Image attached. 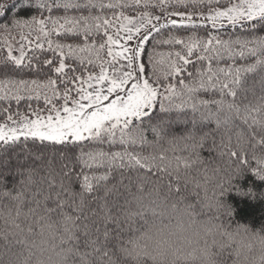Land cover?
<instances>
[{"label":"snow or ice","instance_id":"6c2138e0","mask_svg":"<svg viewBox=\"0 0 264 264\" xmlns=\"http://www.w3.org/2000/svg\"><path fill=\"white\" fill-rule=\"evenodd\" d=\"M248 171L264 180V0L0 3L5 261L59 220L71 264H127L129 212L206 203L227 225Z\"/></svg>","mask_w":264,"mask_h":264},{"label":"clouds","instance_id":"9594fccd","mask_svg":"<svg viewBox=\"0 0 264 264\" xmlns=\"http://www.w3.org/2000/svg\"><path fill=\"white\" fill-rule=\"evenodd\" d=\"M219 216L215 207L209 212L206 203L196 209L188 202L161 200L154 210L133 209L126 217L122 258L127 264H224L223 249L225 256L231 254L228 264H264V226L254 229L232 220L221 226ZM62 227L53 221L34 237L32 254L19 251L14 264H71L60 246ZM0 264L12 262L0 256Z\"/></svg>","mask_w":264,"mask_h":264},{"label":"trees","instance_id":"16d2710c","mask_svg":"<svg viewBox=\"0 0 264 264\" xmlns=\"http://www.w3.org/2000/svg\"><path fill=\"white\" fill-rule=\"evenodd\" d=\"M15 3L16 0H11ZM0 3H5V0H0ZM19 12L18 18H30L32 15H37L36 11L32 7L21 8L19 5L17 9L13 11V15ZM6 22V21H5ZM14 37H19L16 32H13ZM210 147V145L208 146ZM208 147L205 148L202 155L206 159H210L215 152H210ZM214 163H220L219 160ZM211 166V165H210ZM12 177L8 176L7 180L11 181ZM239 187L243 190L244 195L240 191L235 189ZM249 189H252L255 193V197L252 196ZM222 199L232 207L233 215L230 218L233 223L242 222L250 224L254 229L264 226V180L258 179L257 176L251 171L245 172L242 176H238L233 181V190L227 192ZM3 241H0V245ZM3 247L0 246V256H3Z\"/></svg>","mask_w":264,"mask_h":264},{"label":"rangeland","instance_id":"374dc122","mask_svg":"<svg viewBox=\"0 0 264 264\" xmlns=\"http://www.w3.org/2000/svg\"><path fill=\"white\" fill-rule=\"evenodd\" d=\"M16 39H15V41H14V43H16V45L18 46V43H19V37H15Z\"/></svg>","mask_w":264,"mask_h":264}]
</instances>
